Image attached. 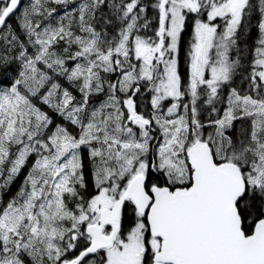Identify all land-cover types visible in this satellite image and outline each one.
I'll return each mask as SVG.
<instances>
[{
    "label": "snow or ice",
    "instance_id": "6c2138e0",
    "mask_svg": "<svg viewBox=\"0 0 264 264\" xmlns=\"http://www.w3.org/2000/svg\"><path fill=\"white\" fill-rule=\"evenodd\" d=\"M0 264H264V0H0Z\"/></svg>",
    "mask_w": 264,
    "mask_h": 264
}]
</instances>
